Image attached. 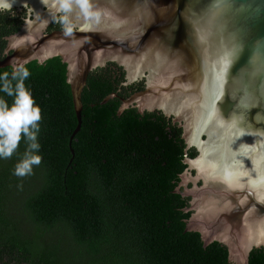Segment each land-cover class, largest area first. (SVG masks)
<instances>
[{"label":"water","instance_id":"1","mask_svg":"<svg viewBox=\"0 0 264 264\" xmlns=\"http://www.w3.org/2000/svg\"><path fill=\"white\" fill-rule=\"evenodd\" d=\"M28 9L8 37L0 68L61 57L67 63L78 126L82 93L96 68L116 62L126 85L146 78L143 91L123 99L122 113L162 110L184 129L182 174L192 211L187 230L205 246L229 250L249 264L264 248V0H16ZM65 12V28L50 31ZM114 93L104 102L116 97Z\"/></svg>","mask_w":264,"mask_h":264},{"label":"trees","instance_id":"2","mask_svg":"<svg viewBox=\"0 0 264 264\" xmlns=\"http://www.w3.org/2000/svg\"><path fill=\"white\" fill-rule=\"evenodd\" d=\"M60 16L50 31L64 28ZM27 17V8L0 12V59ZM23 68L41 108L42 161L29 176L13 175L23 140L0 159V264H233L224 244L205 246L201 233L187 230L191 197L177 190L184 192L186 159L198 151L188 149L175 117L135 105L120 113L139 84L125 86L109 62L88 76L71 140L78 120L67 63L57 56ZM249 264H264V248L252 250Z\"/></svg>","mask_w":264,"mask_h":264},{"label":"clouds","instance_id":"3","mask_svg":"<svg viewBox=\"0 0 264 264\" xmlns=\"http://www.w3.org/2000/svg\"><path fill=\"white\" fill-rule=\"evenodd\" d=\"M16 0H0V12L10 11ZM31 75L27 68H14L11 73L0 74V93L12 97L9 103L0 96V159H10L20 146L25 152L13 169L17 177L29 176L42 161L39 142L41 108L36 103L25 81Z\"/></svg>","mask_w":264,"mask_h":264},{"label":"flooded vegetation","instance_id":"4","mask_svg":"<svg viewBox=\"0 0 264 264\" xmlns=\"http://www.w3.org/2000/svg\"><path fill=\"white\" fill-rule=\"evenodd\" d=\"M59 19H61V20H63V18L61 17V16H59ZM66 22H67V18L64 20V22L62 23V26L65 28V24H66ZM55 30V29H54ZM52 31V30H51ZM110 63H112V68L115 70V71H117L118 72V74L116 73V75H115V78H117V77H122L123 75H125V82L127 81V71H126V69L124 68V66H122V65H120V64H118V63H116V62H110ZM109 64V63H108ZM107 64V65H108ZM106 65V66H107ZM105 66V67H106ZM136 83H138L139 84V88L136 90V92L135 93H137V92H139V91H143V90H145L146 89V87H147V81H146V78H144V79H142V80H139V81H137V82H135V83H130V84H128V85H126L125 83H124V85L125 86H131V85H134V84H136ZM124 85H122L123 87H124ZM130 92H132V90L130 89ZM135 93H133V94H135ZM132 94V95H133ZM131 97V96H130ZM156 111H162V110H156ZM152 112V111H151ZM163 112V111H162ZM164 113V112H163ZM168 117V116H167ZM170 118L171 117H174V116H169ZM184 188V187H183Z\"/></svg>","mask_w":264,"mask_h":264},{"label":"rangeland","instance_id":"5","mask_svg":"<svg viewBox=\"0 0 264 264\" xmlns=\"http://www.w3.org/2000/svg\"><path fill=\"white\" fill-rule=\"evenodd\" d=\"M133 83V82H132ZM181 185L183 186V180H182V182H181Z\"/></svg>","mask_w":264,"mask_h":264}]
</instances>
